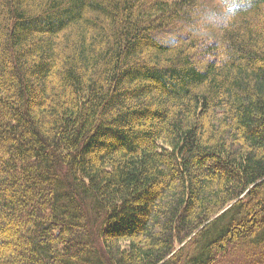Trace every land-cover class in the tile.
<instances>
[{
    "label": "trees",
    "instance_id": "obj_1",
    "mask_svg": "<svg viewBox=\"0 0 264 264\" xmlns=\"http://www.w3.org/2000/svg\"><path fill=\"white\" fill-rule=\"evenodd\" d=\"M214 2L0 0V264H256L264 0Z\"/></svg>",
    "mask_w": 264,
    "mask_h": 264
},
{
    "label": "clouds",
    "instance_id": "obj_2",
    "mask_svg": "<svg viewBox=\"0 0 264 264\" xmlns=\"http://www.w3.org/2000/svg\"><path fill=\"white\" fill-rule=\"evenodd\" d=\"M245 7L244 0H215L211 10L205 16L209 24L220 23L227 25Z\"/></svg>",
    "mask_w": 264,
    "mask_h": 264
},
{
    "label": "rangeland",
    "instance_id": "obj_3",
    "mask_svg": "<svg viewBox=\"0 0 264 264\" xmlns=\"http://www.w3.org/2000/svg\"><path fill=\"white\" fill-rule=\"evenodd\" d=\"M253 254H254L253 256L248 254L246 261L254 260L256 264H264V250L263 251L258 250L257 252Z\"/></svg>",
    "mask_w": 264,
    "mask_h": 264
}]
</instances>
